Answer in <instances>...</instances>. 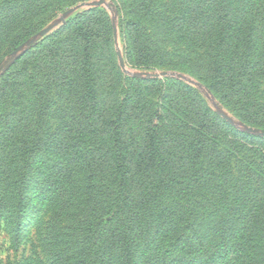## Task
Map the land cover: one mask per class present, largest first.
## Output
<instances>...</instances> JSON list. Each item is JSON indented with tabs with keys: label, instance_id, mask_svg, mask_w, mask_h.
Here are the masks:
<instances>
[{
	"label": "trees",
	"instance_id": "16d2710c",
	"mask_svg": "<svg viewBox=\"0 0 264 264\" xmlns=\"http://www.w3.org/2000/svg\"><path fill=\"white\" fill-rule=\"evenodd\" d=\"M83 1L5 0L0 7V50L7 45L0 54V229L18 242L36 173V201L57 210L47 237L50 264H259L262 175L240 170L234 180L230 156L217 145L223 127L259 137L226 124L198 89L124 77L101 8L35 44L43 26L37 18L56 4ZM112 1L133 69L172 66L159 30L172 27L187 46L189 28L199 23L211 35L201 66L206 89L264 134L255 86L264 45L254 30L264 0L220 3L213 34V0H171L186 4L175 18L163 0ZM146 20L155 22L154 33Z\"/></svg>",
	"mask_w": 264,
	"mask_h": 264
},
{
	"label": "rangeland",
	"instance_id": "374dc122",
	"mask_svg": "<svg viewBox=\"0 0 264 264\" xmlns=\"http://www.w3.org/2000/svg\"><path fill=\"white\" fill-rule=\"evenodd\" d=\"M5 0H0V7H2V3ZM15 1V0H13ZM17 1V0H16ZM91 1V0H87ZM115 2L118 0H114ZM164 3H167V6L171 12L169 15L171 18L178 17L180 12L183 9H186L185 3L177 4L172 3L171 0H163ZM230 0H213V6H217L213 13L212 23H215L209 31H212L214 27L218 24L217 18L220 17L222 10L219 8V4L224 3L227 5V2ZM240 4L245 3L244 0H236ZM85 2V1H83ZM256 2V0H255ZM14 3V2H13ZM16 3V2H15ZM80 3V2H77ZM75 3V4H77ZM75 4H66L58 6L57 4L49 9L44 15L37 18L34 23L41 22L42 28L40 31L54 25V28L47 33L45 36H38V39L35 44H41L43 41L58 31L61 27L66 24H61L59 22L60 15L66 11L68 8ZM260 1L255 7L256 13L264 15V6L260 8ZM102 9V8H101ZM106 12L109 19L112 22L110 15L106 10L102 9ZM166 8L164 9V11ZM255 13V12H254ZM157 22V21H156ZM145 23V22H143ZM148 23V24H147ZM146 25H149V29L153 31L156 28L155 22H151L150 20H146ZM172 27L168 29H160L159 37L162 40L163 46L161 49L169 53L170 59L172 61V66L169 67H157L149 70H137L130 68L126 65L124 61V43L121 41L118 32V45L119 50L122 56V59L125 64V68L127 70V74H124L119 67L118 60L116 57V51L114 46V41L112 44V50L115 54V66L119 69L120 73L126 78L132 79H140V80H177L179 82L184 83L186 86H189L194 89H198L201 92V95L209 105H217L219 110L216 112L226 124L233 126L234 129L240 130L244 129L246 133V128H250L256 130V136L259 138H251L240 134H233V130L229 127H223L224 135L218 140L217 145L220 153L229 155V167L234 175V180L236 178H240V170H257L260 173V179L264 182V136H262V129L258 126L254 125H246L240 119L236 118V114L226 108V106H222L220 104L219 99L216 94L210 93L208 89H206L205 84L207 83L206 77L203 74L201 66H203L207 62V40L211 36L206 30L200 27L199 23L193 25L189 28L190 38L193 40H189L187 46H185L182 42L179 41V34L172 33ZM243 29V27H242ZM255 33L260 39V43H263L259 47H263L264 45V16L262 21L259 24L254 26ZM39 31V32H40ZM38 32V33H39ZM7 47V45H6ZM6 47L0 50V54L5 51ZM261 50V49H260ZM258 53V52H256ZM260 53V51H259ZM21 53L19 55L22 56ZM153 73H168L169 75L166 77L159 78H148L143 74H153ZM136 75H142L137 76ZM255 86L258 91V101L260 103L264 102V75L259 76L255 79ZM106 91L109 92L112 89V84L110 82L106 83ZM68 107V106H67ZM222 113L226 117L232 120V123L228 122L224 118H222L219 114ZM53 127L56 128V122H54ZM41 163V160H36L35 166ZM36 171V170H34ZM262 171V173L260 172ZM29 187L26 195L27 206L25 212L21 218V235L18 242L12 239V236L9 235L7 231L3 228V224H1L0 229V264H50V257L48 254L47 248V237L49 233L50 223L54 221V217L56 216L57 210L52 209V207H44L40 202L36 201V194H38V188L41 184V180L36 173H32L29 177ZM36 193V194H35ZM60 213V217L62 219L61 225H66V219L64 218L65 214ZM58 213V214H59ZM58 218V215L57 217ZM63 229V228H62ZM61 229V230H62ZM260 257L259 264H264V249L259 252H255V256Z\"/></svg>",
	"mask_w": 264,
	"mask_h": 264
},
{
	"label": "water",
	"instance_id": "95a60500",
	"mask_svg": "<svg viewBox=\"0 0 264 264\" xmlns=\"http://www.w3.org/2000/svg\"><path fill=\"white\" fill-rule=\"evenodd\" d=\"M98 8H102V9L106 10L112 19L113 41H114V46H115V51H116V57H117L120 69L122 70V72L124 74H127V70L125 68V64H124V61L122 59V56H121V53L119 50L118 32H117V13L113 9V1L112 0H91V1H85V2L77 3L73 6H71L70 8H68L66 11H64L60 15L59 22L61 24H66L71 19H73V18H75V17H77L83 13H86V12H89V11H92V10L98 9ZM53 28H54V25L40 31L36 36H45ZM22 47H23V45L19 46L16 49V51H19ZM143 75L145 77H148V78H159V77H166L169 74L168 73H153V74H143ZM137 76H142V75H136V77ZM218 114L222 118L227 120L228 122L232 123V120L230 118L226 117L222 113L218 112ZM246 131L249 133H254V134L257 132L256 130H253L250 128H246ZM261 135L264 136V134H261Z\"/></svg>",
	"mask_w": 264,
	"mask_h": 264
}]
</instances>
